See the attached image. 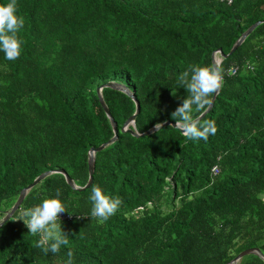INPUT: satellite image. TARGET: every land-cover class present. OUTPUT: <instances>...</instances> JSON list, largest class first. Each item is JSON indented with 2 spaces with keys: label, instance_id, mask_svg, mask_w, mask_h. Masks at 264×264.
<instances>
[{
  "label": "trees",
  "instance_id": "1",
  "mask_svg": "<svg viewBox=\"0 0 264 264\" xmlns=\"http://www.w3.org/2000/svg\"><path fill=\"white\" fill-rule=\"evenodd\" d=\"M16 2L21 55L0 51V218L44 171L64 169L78 188L59 172L30 188L0 227V264H65L69 248L73 264H228L248 248L259 252L237 264H264V0ZM256 21L221 59L222 86L201 118L217 132L206 141L169 124L144 136L121 131L135 101L102 88L118 137L95 153L81 189L88 150L113 136L99 85L114 80L133 93L138 133L175 122L187 96L178 75L212 65V53H228ZM93 185L121 200L103 223L90 217ZM57 195L71 216L61 220L69 245L45 255L16 219Z\"/></svg>",
  "mask_w": 264,
  "mask_h": 264
},
{
  "label": "clouds",
  "instance_id": "2",
  "mask_svg": "<svg viewBox=\"0 0 264 264\" xmlns=\"http://www.w3.org/2000/svg\"><path fill=\"white\" fill-rule=\"evenodd\" d=\"M25 20L17 14L16 0L0 3V51L5 59L14 61L19 58L22 51V41L18 33L23 29ZM222 86L221 68L217 65H191L177 77V87H183L187 96L182 103L171 113L175 120L174 126L178 128L185 138L190 140H207L210 135L217 132L214 120H201L202 115L211 107V97L218 93ZM176 95V90H172ZM193 113L200 114L194 116ZM163 127V122L155 125L157 131ZM89 200L92 202L91 218L103 223L118 210L121 200L110 197L98 185H93ZM68 211L59 196L44 198L42 202L32 207L21 209L19 218L28 228L29 233L38 235L39 239L34 247L47 255L55 254L62 246H68V234L63 231L60 216ZM71 214V213H70ZM6 223L5 218L0 219V227ZM73 252L69 248L68 259L65 264H73Z\"/></svg>",
  "mask_w": 264,
  "mask_h": 264
},
{
  "label": "water",
  "instance_id": "3",
  "mask_svg": "<svg viewBox=\"0 0 264 264\" xmlns=\"http://www.w3.org/2000/svg\"><path fill=\"white\" fill-rule=\"evenodd\" d=\"M260 22L261 21L254 22L244 32H242L241 35H240V37L234 42V44L232 45V47H231V49L229 50L228 53L225 54L221 49H218L217 51H214L212 53V65L219 66V64L221 62V59L222 58H226L227 56H229L230 54H232L236 50V48L244 41V39L252 32V30ZM104 87L117 88V89L124 90L135 101L136 110L124 122L123 126L121 127V131H127V132H130V133H132L133 135H136V136L149 135V134H151V133H153V132L156 131L155 126L147 129L146 131H144L142 133H138L135 129H133V126H134V123H135V118H136V115L138 114V112L140 110V106H139L138 100L133 96V93L130 92L129 90H127V88L123 84H121L119 82H116L114 80H110V81H107V82L99 85L97 87V89H96V92H97V95H98L100 104H101L102 108L104 109V112L106 113L107 117L109 118V120H110V122L112 124L113 136L107 142L102 143L101 145H99L97 147H91L88 150V173H89V177H88V180H87L86 184L83 187H81V189H85V188L89 187V185L92 183L94 166H95V153L98 152V151H100L104 147H106L108 144L114 142L117 139V137H118V129H117L116 123H115L114 119L112 118V116L110 114V111H109V109H108V107H107V105H106V103H105V101H104V99L102 97V94H101V90ZM218 92H219V90H218ZM217 94H214L211 97V100H212L211 107L214 104V101H215V98H216ZM205 113L202 115V117L205 115ZM168 124L174 126L175 122H172V121H168L167 120V121H165L163 123V125H168ZM130 126H132V128H130ZM52 172H59V173L63 174L64 177H65L66 182L68 183L69 186H71V188H73V189L78 188L77 185H75V183L73 182V179L67 174V172L64 169H56V170H47V171H44L41 174H39L30 184H28L26 187H24V188L21 189V191H20L17 199L13 203V205L5 212L4 216L2 218H0V219L5 218V220L7 221L14 214V212L18 209V207L20 206V204L22 203V201H23V199H24L27 191L30 188H32L35 184H37L40 180H42L44 177H46L47 175L51 174ZM258 252L259 251H258L257 248H248V249H245V250L239 252L228 264H237V262L239 261V259L242 258L244 255L249 254V253H258Z\"/></svg>",
  "mask_w": 264,
  "mask_h": 264
},
{
  "label": "built area",
  "instance_id": "4",
  "mask_svg": "<svg viewBox=\"0 0 264 264\" xmlns=\"http://www.w3.org/2000/svg\"><path fill=\"white\" fill-rule=\"evenodd\" d=\"M227 1L230 2L231 0H227ZM231 71L234 72L235 69L232 68ZM218 173H219V167H218L217 164H215V165L212 166V168H211V174H212L213 176H215V175H217ZM70 217H71V216H70L69 214L62 213L61 216H60V219H61V220H64V219H68V218H70Z\"/></svg>",
  "mask_w": 264,
  "mask_h": 264
}]
</instances>
